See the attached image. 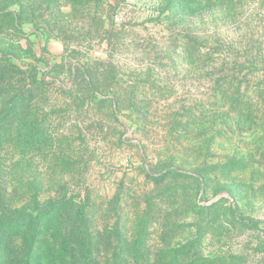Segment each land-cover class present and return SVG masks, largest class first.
<instances>
[{"label":"rangeland","instance_id":"obj_1","mask_svg":"<svg viewBox=\"0 0 264 264\" xmlns=\"http://www.w3.org/2000/svg\"><path fill=\"white\" fill-rule=\"evenodd\" d=\"M175 11L172 0H0V52L17 68L10 95L27 96L0 137V264H78L81 225L138 231L140 250L122 251L128 264H264V0ZM193 46L217 51L218 69L240 68L253 97L244 115L219 109L210 154L212 66L191 61ZM227 158L247 163L237 177L212 173L190 190L187 174ZM98 243L103 264L112 250Z\"/></svg>","mask_w":264,"mask_h":264},{"label":"trees","instance_id":"obj_2","mask_svg":"<svg viewBox=\"0 0 264 264\" xmlns=\"http://www.w3.org/2000/svg\"><path fill=\"white\" fill-rule=\"evenodd\" d=\"M175 2L178 15L182 13L187 15L188 10L198 9L197 12H200L201 7H205L207 10H212L213 8H222L230 11L234 6L235 0H172ZM168 3V0H165ZM173 3V2H172ZM168 8V7H166ZM215 49H218L217 47ZM217 51H207L201 53L198 48L194 46L189 51V57L193 62H200V67L203 68L204 65L209 64L212 66L216 63L217 59L214 57V54ZM194 68V64H192ZM208 67V65H206ZM232 72L227 71L226 68L220 65L218 69L217 65L207 69L206 76H208L211 85H209V92L206 97V108L207 120L204 122V125L207 130L208 137L204 139V146L208 154H210L211 145L215 138V133L213 132V126H218L216 121V116L222 106H227L230 111L242 113L244 115L246 112L253 109V97L250 95L248 88L241 87L242 81L239 80V72L242 70L240 68L232 67ZM17 68L10 62V56L7 53L0 52V137L4 135V132L9 130L12 127L13 118L22 114L24 109L27 108V96L24 89H19L17 95H10V90L12 88V78L15 74ZM21 71V70H20ZM110 85L115 82V73L113 68L108 69ZM36 83L38 81H35ZM84 79H82V84ZM264 83H257L256 87H259L257 94L261 95L264 92V89L260 86ZM37 87H39L37 85ZM94 93H98L97 89H92ZM204 106V105H203ZM247 163L239 161L235 158H227L224 162L218 164H208V161H205L200 167H196L194 171L187 174L186 177L189 179L190 190H193L195 186V181L199 180L207 184V180L211 178L212 173L216 175H221L225 180L234 179L238 170L244 169ZM165 172L173 173L175 177L181 175L177 168L166 166ZM238 169V170H237ZM237 171V172H236ZM201 179V180H200ZM206 181V182H205ZM247 183V182H246ZM246 183L237 184V185H222L218 191L227 190V191H236L239 187L244 186ZM174 209L170 214L172 218L171 222V231L178 235L181 227H184L181 224V220L184 217L183 210L180 207V202L177 197H173ZM191 204V200L190 203ZM84 203L82 202L77 209V215L79 221L82 223L84 220ZM231 216L233 218H238V220L244 225H255L256 221L247 219L245 217L239 216L236 213V210L232 208L230 210ZM166 217L160 218L161 226H166ZM77 233V243L81 247V253L78 257V264H99L95 262L96 258L93 255V247L95 243L99 242L98 245L106 243L108 250H112V256L110 259H106L103 264H128V259L121 258L123 250L139 251V234L138 231L133 234L130 238L133 241L131 244H127V238L120 230L119 227L115 226V230L109 231L106 228H101L100 230H91L86 227H79ZM123 238L126 241H123ZM125 245V246H124ZM118 250V251H117ZM118 253V255H117ZM134 256V255H133ZM133 264H141L140 258L134 256L131 258ZM159 263L157 264H180V258L174 257L171 262L167 260L164 261L163 258H160ZM165 259V258H164ZM22 264V263H19ZM186 264V263H182ZM189 264V263H188Z\"/></svg>","mask_w":264,"mask_h":264}]
</instances>
